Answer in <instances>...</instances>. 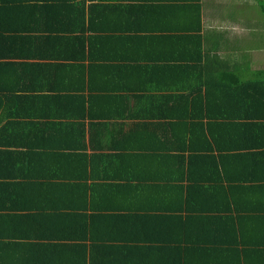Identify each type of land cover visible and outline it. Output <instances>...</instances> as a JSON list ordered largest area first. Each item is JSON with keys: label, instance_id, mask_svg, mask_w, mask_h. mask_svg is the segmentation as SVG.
<instances>
[{"label": "trees", "instance_id": "1", "mask_svg": "<svg viewBox=\"0 0 264 264\" xmlns=\"http://www.w3.org/2000/svg\"><path fill=\"white\" fill-rule=\"evenodd\" d=\"M255 1L264 18V0ZM200 3L0 0V229L15 228H2L15 234L0 235V264H190L192 253L206 245L243 246L245 234L234 231L235 221L254 222L264 232V213H233L222 201L227 193L257 203L264 198V79L243 81L204 51ZM126 93L137 111L124 117L118 111L122 101L129 108ZM31 104L42 110L41 135L50 139L41 150L115 170L99 178L86 167L84 175L62 181L73 183L56 185L53 192L86 190V198L76 208L55 209L56 232L62 233L55 245L22 233L18 227L27 217L15 215L18 207L8 203L23 186L12 181L15 153L9 148L19 145V121L33 118L25 114ZM126 119L138 122L136 145L86 144L89 133L103 136L109 128L114 137L123 135L124 124L114 122ZM88 148L109 151L90 162ZM130 170L132 176H120ZM99 190L106 205L86 206L87 194L92 203ZM131 190L140 208L113 207ZM120 222L136 239L103 236L126 235ZM228 224L234 235L226 243ZM250 253L252 262L264 264V249Z\"/></svg>", "mask_w": 264, "mask_h": 264}, {"label": "crops", "instance_id": "2", "mask_svg": "<svg viewBox=\"0 0 264 264\" xmlns=\"http://www.w3.org/2000/svg\"><path fill=\"white\" fill-rule=\"evenodd\" d=\"M237 1L240 2L238 8L242 6L243 8H246V0H201L202 27L200 34L203 36L204 51L211 55H215L217 59H214V61L219 60L222 63H227L243 81L254 80L260 77L264 79V25L259 26V24L255 23L256 25L253 26L254 22L253 19L249 20V13L242 9H233L232 7L234 6V3L237 4ZM248 1H250L248 4L251 5V0ZM252 5L256 8L259 7V3L255 0ZM229 10L233 12H230ZM254 16L258 18V15L255 14ZM245 17L246 20H244ZM173 20L174 23L178 22L177 19ZM247 21L250 22L247 23ZM165 54L166 56H171L169 51H165ZM149 55H153L151 58H156L154 51L149 52ZM168 93L171 92L168 91ZM122 96L127 99L125 104L130 102V105L127 110L125 108L126 105H124V102L122 101L120 106L121 109H119L118 114L120 115L123 112L124 114L122 115L127 117L130 111L135 110L136 112L137 108L135 107V102L130 101L129 99L132 94L126 93L122 94ZM29 107L33 108L26 109L25 114L32 115L33 118L25 117L19 121L21 123L17 130L19 137L16 139V142L19 143V145L17 147L9 148V151L15 153V155L10 158V164L13 167V172L10 175L16 174L17 177L13 178L12 181H14V184H22L23 186L17 185L15 187L14 191H16V193L14 194L13 201L12 203L11 201L8 203L9 206L14 205L18 207L15 215H24L27 217V221L18 227V229L24 228L23 231L21 230L22 233L26 230V234L31 236L32 241H37L35 237L38 236L42 239L41 242H52L55 245L60 241L55 239V237L60 238V234L62 235V233L57 234L59 232H56L58 228L57 225L54 224L53 219L55 216V209L76 208L80 204L84 205L86 198V190H83L84 192L78 194H75V192H78L77 190H70L69 193H73V196L67 195L65 193V188L61 191L53 192L55 187H57L56 185H66L68 182H62L64 179L67 178L66 180H69V178L72 179L84 175L83 171L86 167L88 173L94 168V172L98 174L99 178H103L106 173L114 176L115 170L108 172L107 164L101 165L98 161H95L94 167L91 168V165L87 166L86 164L84 165V162L82 163L84 159L80 161L79 158V163L74 164V159H70L69 156H64V153H52L47 152L48 150H41V145L46 143V140H50L48 139L49 137L45 135V137L42 136L43 132L39 126V124L42 123V120L38 115L42 110L32 104ZM118 121L120 122H114V125H120L121 123L124 124L123 128H125V130H120V132L123 131V135L119 133L114 137L113 135H116V133H114L113 129L109 128L111 132L106 129L104 132L105 135L103 136H97L96 134L90 136L91 134L89 133L86 137V144H90L91 140L94 145H108L114 140L117 143H125V145H136L139 140V129L136 126L138 122L129 121L127 119ZM85 124L86 126L88 125L87 122ZM115 127H117L116 130L120 129L118 126H114L113 128ZM108 135H112V137ZM52 143L54 146H57L53 141ZM0 149L3 150V148ZM108 151L101 152L88 148L85 153L87 156L91 157L90 162H93L94 159H92V155H101ZM136 166L137 164L133 165L131 163V167L137 168ZM114 168L115 166L112 169ZM81 169H83V171ZM125 175L132 176L133 174L131 173V170L128 171V173L123 172L120 174L122 178ZM46 183H48V185H44ZM71 183L73 182L68 183V185ZM101 183L103 182L99 180L97 183H92L91 180H89L87 185H101ZM144 191L147 192L149 198L148 189H145ZM43 192L46 193V195H44ZM103 195L104 194L99 190L97 193V200L90 203V194L88 193L86 206L90 208L93 206L95 209L97 207H104L106 204H104V199H102ZM222 195L225 196L224 199H222L224 206L232 209L233 213L236 209L240 211L256 209L262 212V214L264 213V198H262L263 200L261 203H257L249 195H246V197H234L231 196L230 193ZM234 199L238 205L237 208ZM142 204L143 202L138 198V193L131 190L129 195L118 199L115 203L116 206L114 205L113 207L133 211L140 208ZM12 212L14 211H11V213ZM121 214L124 213H119V215ZM231 214H228V216L224 214V216L229 218ZM29 218H32L34 221L28 220ZM26 223L29 227L26 226ZM13 224L14 223H11L8 225L9 227L3 226L2 228L15 229ZM119 224L123 228L128 227L126 235L123 234L122 236L114 237L112 234H104L103 236H108L109 239L115 238V240H127L128 238V240L136 239L133 228H131L127 222H120ZM166 224L170 225V223ZM217 224L220 228L221 224ZM234 225V231L240 233V229L241 231L243 230V233L245 234V238H243V246L240 245L237 251L234 244H230V246L206 245V248L203 251L192 253L188 262L190 264H238L241 259L242 264H246V262L247 264H257V261L252 262L250 260L254 257L252 256L253 253L251 254L250 252L264 249V244H262L264 243V232H262L261 229L258 230L257 225L250 221L241 222L238 220L234 222ZM2 228L0 229V235L6 236V233L15 234V231H4ZM230 230L231 225L228 224V229L224 231V235L220 232L221 235H223L222 240H225L226 243L228 241L232 242L233 240L234 234L233 231ZM21 231H19V234ZM237 235L239 243L241 238H239V234ZM48 237H51V239ZM246 255L248 257L247 259ZM166 262L164 260H152V264H171L170 261Z\"/></svg>", "mask_w": 264, "mask_h": 264}, {"label": "rangeland", "instance_id": "3", "mask_svg": "<svg viewBox=\"0 0 264 264\" xmlns=\"http://www.w3.org/2000/svg\"><path fill=\"white\" fill-rule=\"evenodd\" d=\"M250 1H248V0H246V8H243V6L242 7H240V8H238V6H239V4H240V2H236L237 4H235L234 3V6L232 7L233 9H242V10H244L245 12H247V13H249L248 15H249V20H252L253 19V26L254 25H256V24H259V26H262V25H264V18L260 15V9H258V8H256L255 6H253L252 4H253V2H254V0H251V5H249L248 3H249ZM221 10V9H220ZM252 10V11H251ZM230 11V10H229ZM230 12H233V11H230ZM235 12H236V10H235ZM258 15L257 17L258 18H256L254 15ZM260 18V19H259ZM263 19V20H262ZM244 20H246V17L244 18ZM250 21H247V23H249ZM256 23V24H255Z\"/></svg>", "mask_w": 264, "mask_h": 264}]
</instances>
